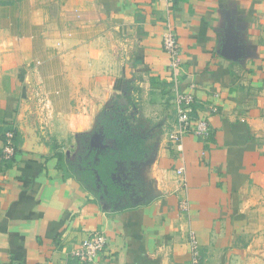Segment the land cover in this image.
I'll use <instances>...</instances> for the list:
<instances>
[{"label":"crops","instance_id":"crops-1","mask_svg":"<svg viewBox=\"0 0 264 264\" xmlns=\"http://www.w3.org/2000/svg\"><path fill=\"white\" fill-rule=\"evenodd\" d=\"M167 26L212 130L180 150ZM7 132L0 264H86L72 253L94 232L89 264H191L189 233L200 264H254L264 0H0V152Z\"/></svg>","mask_w":264,"mask_h":264},{"label":"built area","instance_id":"built-area-1","mask_svg":"<svg viewBox=\"0 0 264 264\" xmlns=\"http://www.w3.org/2000/svg\"><path fill=\"white\" fill-rule=\"evenodd\" d=\"M163 52L168 56L171 70V103L174 107L175 123L174 128L169 134V142L177 150L181 149V140L185 135H192L202 141H206L212 134L211 126L207 118L193 116L194 98L191 94L183 93L179 89L180 84V51L175 33L170 26H167L161 42ZM211 113L216 109L210 108ZM0 152L3 162L11 161L16 154V146L13 133L7 132ZM182 169L177 170L181 175ZM181 213L188 211V202L183 201L179 205ZM188 242L191 253V264H200L201 255L199 246L193 233L188 234ZM106 244L105 236L100 232H94L85 239L72 256L79 261L89 264L92 263L102 252Z\"/></svg>","mask_w":264,"mask_h":264},{"label":"rangeland","instance_id":"rangeland-1","mask_svg":"<svg viewBox=\"0 0 264 264\" xmlns=\"http://www.w3.org/2000/svg\"><path fill=\"white\" fill-rule=\"evenodd\" d=\"M170 105L173 104L170 101ZM255 204V226L252 232V251H254V264H264V188L260 191Z\"/></svg>","mask_w":264,"mask_h":264}]
</instances>
